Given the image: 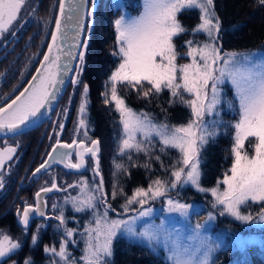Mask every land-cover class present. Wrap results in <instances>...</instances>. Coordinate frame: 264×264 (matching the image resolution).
<instances>
[{"label":"snow or ice","instance_id":"6c2138e0","mask_svg":"<svg viewBox=\"0 0 264 264\" xmlns=\"http://www.w3.org/2000/svg\"><path fill=\"white\" fill-rule=\"evenodd\" d=\"M89 2L92 7L85 13V5ZM97 3L98 0H58L59 13L55 18L51 43L47 45L48 51L43 55V61L36 69V75L32 76L29 87H25L11 103L0 106V133L20 134L30 124L47 116L53 102L60 96L68 73L73 71L72 60L78 59L80 63L74 70L76 75L72 77L71 84L83 85L78 109V131L85 129L84 136L87 137L89 89L79 76L83 72L88 41H81V34L86 27L85 14L94 17ZM259 3L264 5V0H259ZM26 4L27 0H0V39H5L8 34L15 35V29L22 26L21 11ZM109 6L119 10L113 21L118 46V51L113 55L119 56L120 63L106 83L105 103L115 102L120 112L122 132L118 152L129 161L133 153H143L149 161L153 158L161 160L160 155L154 152L158 143L160 152L175 149L179 157L171 165L170 178L158 177L147 188L135 189L132 196L125 197L121 211L117 212L108 200L100 172V141L91 140V146H87L84 141L78 144L76 140L72 144H61L57 133L56 144L48 153L49 159L33 175L58 163H63L68 169H84L87 163L85 157L88 156L92 162L93 181L89 183L82 179L77 184L68 185L78 188L79 195L67 197L65 203H71L75 212L90 210L92 219L88 221L84 232L80 233L84 238V248L77 261L68 252L69 245L77 243L74 238L77 229L67 227L63 206L54 203L52 208L58 215L51 219L59 221L56 227L63 228V236L58 249L46 246L44 251L59 257V261H53V264H110L114 240L119 236H127L135 242L146 243L152 250L162 245L168 264H215L214 254L226 245L222 240H214L206 234L207 226L216 218L211 211L204 222L196 223L187 236L180 228L169 226L165 219L157 224L146 222L145 218L153 215L150 202L160 198H166L164 211L168 214H178L185 219L198 214L194 205L171 196L172 190L190 184L198 191H211L215 197L213 208H221L219 215L227 214L244 225H264V50H258L259 56L255 52H222L219 45L221 23L215 13L213 0H141L137 15L128 14L125 11L127 6L119 0ZM197 9L201 23L192 32L206 34L208 41L201 44L186 40L187 52L180 54L174 38L188 30L180 23L178 15ZM91 27L87 25V30L91 31ZM80 47L84 50L77 52ZM185 56L190 58V62L178 64V57L183 59ZM226 83L231 85L235 96L234 101H228L229 107L238 114L239 119L231 124L234 130L231 148L233 160L230 174L225 173L223 180L218 181V186L221 183L225 186L221 192L219 187L204 189L199 181L202 149L215 140L221 127H227L219 119L222 86ZM118 85L131 88L146 100L166 89L171 96L169 103L179 100L190 110V118L186 124L170 125L157 122L149 113H137L118 95ZM206 116L212 119H205ZM59 127L63 130V124ZM246 142L252 149L251 153L245 147ZM73 145H78L75 163L71 160L72 152L61 151L71 149ZM15 151L14 147L0 150V189L5 187L2 170ZM114 164L118 172H127L123 164L115 161ZM143 166L148 168L150 164L145 163ZM53 190L67 191L66 188H59L53 179L50 187H42L36 192L34 205L25 202L23 211L17 210L19 223L25 230H28L34 217L50 219L45 213L47 201L44 196ZM118 194L123 195V189L118 190L114 184L112 199ZM253 204L260 205L255 215L247 211ZM110 212L116 213V218L111 217ZM138 222H143L139 229ZM43 227L45 225L42 222L31 235L34 245ZM20 247L19 241H13L8 235L0 233V262L8 264ZM24 264H31V258L25 260Z\"/></svg>","mask_w":264,"mask_h":264},{"label":"trees","instance_id":"16d2710c","mask_svg":"<svg viewBox=\"0 0 264 264\" xmlns=\"http://www.w3.org/2000/svg\"><path fill=\"white\" fill-rule=\"evenodd\" d=\"M125 3L131 15L138 14L141 0H125ZM213 4L215 13L221 23L219 45L222 51H247L264 48V5H261L259 0H213ZM96 11L91 45L87 50L86 57L87 81L91 90L94 111L99 103L101 105L105 101L106 83L111 73L120 63L119 56L113 55L118 50L113 21L117 18L119 10H113L108 6L103 8L102 5V8L99 7ZM178 19L188 31L174 38V43L177 51L180 54H185L187 52L186 40H192L193 38L204 40L205 38L201 34L192 32V29L201 22L197 10L184 11L178 15ZM91 46L93 48L90 50ZM109 89L110 85L108 88L110 95ZM117 91L130 107L149 113L157 122L181 125L186 124L190 118V110L179 100L172 104L169 103L171 96L166 89L147 100L127 86L118 85ZM227 95L229 101L235 100L231 88L227 87ZM94 117L98 123L96 125L97 136L102 141L104 165L108 170L107 175L110 176V190L113 191L114 184L117 185L118 190L123 189V195L118 194L115 198L117 200L110 198L112 207L120 212L118 203H124L125 197H130L135 189L139 187L147 188L152 180L158 177L162 179L170 178L171 165L176 163L179 153L175 149H170L166 153L160 152V145L157 143L154 152L156 155H160L161 160L153 158L149 161L143 153H133L132 160L129 161L126 156L121 157L118 152L122 132L118 112L112 107L111 109L102 108L100 118L97 119V115H94ZM238 119V114L232 108L224 110L222 121L227 127H221L220 134L215 140L202 149V187L211 188L216 186L218 181L223 180L225 173H229L233 160L231 148L234 142V130L231 128V124ZM245 147L251 153L252 149L247 142ZM114 161L123 164L127 172H118ZM161 161H163V167ZM145 163H149L150 167L145 168L143 166ZM166 168L169 169L168 172L165 171ZM181 196L202 202L205 199L204 195L191 188L181 191ZM259 209L260 205L253 204L247 211H251L255 215ZM252 257L253 264H264V257L255 254ZM112 264H168V262L166 261L164 249L159 248L153 251L147 245L134 243L121 237L114 242Z\"/></svg>","mask_w":264,"mask_h":264},{"label":"flooded vegetation","instance_id":"af4514ba","mask_svg":"<svg viewBox=\"0 0 264 264\" xmlns=\"http://www.w3.org/2000/svg\"><path fill=\"white\" fill-rule=\"evenodd\" d=\"M101 2L102 0L97 6L98 9L102 4ZM57 4L58 0H27V4L21 11L23 19L20 23L22 26L15 29V35L8 34L5 39H0V104L21 91L36 69L46 50ZM96 15L97 11L95 18ZM86 72L87 65L83 68L80 80L88 85V111L93 112L94 104L91 101V90ZM75 74L76 72H74V76ZM82 87V84L73 86L70 82L50 119L39 127L19 135L0 138V150L6 147L16 149L12 159L6 161L2 170L5 176V187L0 189V231L2 233L4 231V234L11 237L13 241L20 242V249L13 253L11 258L17 264L20 260L28 259L30 256L33 257L34 264H45L42 262L47 257L44 251L45 245H54L56 241H61L63 228L58 229L56 225L59 221L51 219V217L58 215V212L52 208L54 203L63 206L67 227L77 229V234L84 227L83 220L85 219H83L82 213L91 212L90 210L75 212L71 203H65L67 197L79 195L78 188L69 189L68 185L77 184L82 179L89 181V183L93 181L92 162L88 156L85 157L87 163L84 169H68L58 163L53 164L47 170L42 169L35 176L33 175L36 169L49 159L48 153L56 144L57 133L61 144H72L73 140H76L78 144L80 141H84L87 146H91V140H99L100 167L104 175L105 173L107 175L108 170H106L102 159V141L94 131L91 113L87 119V137L84 136L82 129L76 134L74 118L80 103ZM65 108L67 109L66 115H64ZM60 124H63V130L59 127ZM77 146L73 145L71 149H61V151L73 153L71 157L73 163L76 162ZM53 179L59 188H68V192L53 190L47 193L44 196L47 201L45 213L50 219L42 220L38 216L34 217L30 221L28 230H25L23 225L19 223L17 210L22 212L25 202L34 205L36 192L42 187H50ZM108 200L110 202L109 195ZM112 214L116 215V213ZM42 222L45 227L40 230L38 241L34 245L31 241V235L36 232L37 225Z\"/></svg>","mask_w":264,"mask_h":264},{"label":"rangeland","instance_id":"374dc122","mask_svg":"<svg viewBox=\"0 0 264 264\" xmlns=\"http://www.w3.org/2000/svg\"><path fill=\"white\" fill-rule=\"evenodd\" d=\"M103 1L105 3H102ZM102 2H101L102 4L100 5V7L102 8V5H103V8H106L107 6L110 7L109 5L114 3V2H116V0H102ZM119 2L121 4H123V5L126 4L125 0H119ZM112 9L116 10L115 8H112ZM125 11L128 14H130V12L128 11L127 8L125 9ZM197 11L199 12L198 9H197ZM199 16H200V12H199ZM89 23H90V19H88L87 25H89ZM93 23L95 24V16H94V19H93ZM93 29H94V26H93ZM92 32H93V30L91 32H89V33H88V30L86 32V36L85 37L87 38V41H88V47H87L86 52H85V57H86V54H87V50H88L89 46L91 45ZM197 34L203 35L205 39L204 40H200L198 38H195V39L193 38L192 40H196V42L201 43V44L208 41V37H207L206 34H204V33H197ZM50 36H51V33H50ZM50 36H49V38H50ZM48 42H49V39H48ZM92 48L93 47L91 46L90 50ZM90 50H89V52H90ZM107 50H108V46H107ZM258 50H264V48L261 47V48L255 49V50L235 51V52H240V53L255 52V53H257V56H259L260 52ZM222 52H233V51H222ZM107 56H108V53H107ZM189 62H190V58H188V57H186L184 59H179L178 58V60H177L178 64H184V63H189ZM85 65H87L86 58H85V62H84L83 68L85 67ZM80 77H81V74L79 76V79H80ZM227 87L232 89L231 85L227 84V83L222 86V88H223L222 103L219 106V111H220L219 119L220 120H222L223 111L224 110H228L230 108L229 104H228L229 98H228V95H227ZM232 91H233V89H232ZM117 93H118V91H117ZM109 98H110V95H109ZM121 98H123V97H121ZM124 101H125V104L128 107H130L125 99H124ZM80 103H81V99H80ZM80 103H79V105H80ZM79 105H78V108H77V111H76V115H75V118H74V123H75L74 126H75V129H76V134L79 133L80 130H81V129H79V131H78L79 118H80L79 117V112H78ZM110 106L118 112L119 119H120V112L117 110L115 102H109V103L106 104L105 101H103V103L101 105L99 103V105L97 106V109L95 108V111H93V112L92 111H88V108H87V119H88V115L91 113L93 115L92 118H91L92 119L91 122L93 123L94 131H95L96 134L98 133V132H96V128H97L96 125H98V123L96 122V119H95L94 115H97V119L100 118L101 109L102 108L111 109ZM130 108L133 109L137 113L142 112V111H138V110H136V109H134L132 107H130ZM87 119H86V123H87ZM205 119H212V117H207L206 116ZM82 130H83V133H84L85 129H82ZM121 130H122V126H121ZM102 153H103V148H102ZM102 159H103V162H104V156H102ZM201 164H202V161H201ZM201 164H200V181H199L200 186H201V177H202ZM101 172L103 173L102 174V176H104L103 178H105L106 173L104 175L103 170ZM109 178H110V176L106 175V178L104 179L105 180L104 181V185H105L106 192L108 193V191H109L108 195L110 196L112 191L110 190ZM106 181H107V183H106ZM215 187H219V191H221V192L225 188V186L222 183L219 184V186L217 184L216 186L211 187V188H204V187H202V188L210 190V189L215 188ZM68 188L71 189L70 187H68ZM68 188H67V192H68ZM187 188L194 189L196 192L204 195V197H205L204 202L195 200L193 198L189 199V198H186V197H182L181 196V191H183V190H185ZM130 196H132V195H130ZM171 196L174 199H178V200H180L183 203H188V204L194 205L195 212L198 213V214H192L190 216V219L182 218L178 214H168V213H166L164 211V208H165L164 200L166 198H160V199H157L156 201L150 202V206L154 210L153 211V215L150 218H145V221L146 222H155V223L158 224L161 219H165L169 223V226H173L174 225V226L180 228L182 230V233L185 236H187V235L191 234V229L195 227L196 223H198V222L199 223H203L204 222V220L207 217L208 212L211 211L215 215L216 218H215L214 221H212L207 226L206 234L211 236L214 240H222L224 245H226V247L222 246L221 249H219L214 254L213 259L215 260V264H241V263L253 264V260H252V258H253L252 255L253 254L258 255L260 257H264V225H244L240 221L235 220L234 218H232L231 216H229L227 214H225L223 216L219 215V212L221 211V208L219 206H217L216 208H213V204L215 203V197H213L211 191L201 192V191H198L195 187H193L190 184L172 190ZM110 198H112V196H110ZM114 200H117V199H114ZM118 204H119V208H120V211H121V205L124 204V203L123 202L122 203L119 202ZM129 215H135V213H129ZM110 216L113 217V218H116L115 214L111 213ZM82 217L85 220H83L84 227H83V230L80 233L84 232V228L87 226L88 221H90L92 219L91 212L82 213ZM142 226H143V222H138V225H137L138 229L140 227H142ZM0 233H2V232L0 231ZM80 233L77 234L74 237L75 240L77 241V243L70 244L69 247H68V252L71 254L72 257H75L77 259V261H79V258L82 255V250L84 248V238L80 235ZM3 234H4V231H3ZM121 237L126 238L128 241H131V242H134V243H138V244L140 243V244L146 245V243H144V242H135L133 239H130L127 236H119V237H117L114 240V242L118 238H121ZM234 237L236 239H233ZM114 242H113V255H114ZM59 244H60V241L58 240V241L55 242L54 245L48 244V245H45V247L46 246L47 247L55 246L58 249L59 248ZM159 248L163 249V246L161 245L157 249H159ZM157 249H155V250H157ZM155 250H153V251H155ZM45 254H47V257L42 260V262H44L45 264H53V261H59V257H54L50 253H46V252H45ZM113 255H112V257L109 258L110 259V264H112ZM29 258H31V264H34L35 261H34L33 257L30 256ZM25 260H27V259H25ZM25 260H20L19 264L20 263L24 264ZM12 261H15V260L8 261V264H12ZM15 264H17L16 261H15ZM61 264H62V262H61Z\"/></svg>","mask_w":264,"mask_h":264},{"label":"water","instance_id":"95a60500","mask_svg":"<svg viewBox=\"0 0 264 264\" xmlns=\"http://www.w3.org/2000/svg\"><path fill=\"white\" fill-rule=\"evenodd\" d=\"M99 3H100V0H98L97 6L99 5ZM91 7H92V6H91V3H90V2H89L88 4H86V5H85V13H87V11L91 9ZM96 9H97V7H96ZM58 13H59V6H58V4H57V11H56L55 18H56V16L58 15ZM95 13H96V10H95ZM94 16H95V15H94ZM88 19H90V23H89V25L92 26V27H91V31L93 30V26H94L93 19H94V17H89V16H87V14H85L84 24H85L86 27H85V30H84V31L82 32V34H81V41L87 39L85 36H86V32H87V22H88ZM54 29H55V19H54V22H53L52 32L54 31ZM91 31H88V33L91 32ZM52 32H51V33H52ZM49 43H51V36H50V38H49V42H48V44H49ZM48 44H47V45H48ZM82 50H84V49H83L82 47H80V48H77L76 51L79 52V51H82ZM47 51H48V48H47V46H46V50H45L44 54L47 53ZM85 52H86V51H85ZM44 54H43V55H44ZM41 61H43V56L41 57V59H40L38 65H37L36 69L40 67V62H41ZM79 63H80V62H79L78 59H74V60H72V62H71V67L73 68V71L68 73V75H67V77H66V79H65L64 87H63V89H62V91H61V93H60V96L58 97L57 101L53 102L52 110L48 113V115L45 116V117H42L41 120H40L39 122H37V123H35V124H30L27 128H25V129L23 130L22 133H26V132H29V131L34 130L35 128L39 127L40 125H42L43 123H45L46 121H48V120L50 119V117H51L52 113L54 112V110L56 109V107H57L59 101H60L61 98L63 97V95H64V93H65V91H66V89H67L69 83L71 82V79H72V77L74 76V72H75L74 70H75V68L79 65ZM36 69L34 70V72H33V74L31 75L29 81L26 83V85L23 87V89H22L21 91H23L25 87H29V82L32 80V76H33V75H36ZM21 91H19L17 94L13 95V97H11L10 99H8V100H6L5 102H3L2 104H0V106H4L6 103H11V100L15 99V97H16L17 95H19V93H20ZM22 133H20V134H22ZM16 135H19V134H16ZM11 136H15V135H13V134H11V133H9V134H7V135H5L4 133H0V138L11 137ZM99 154H100V151H99ZM99 154H98V155H99ZM99 161H100V159H99ZM59 164L62 165V166L64 167V164H63V163H59ZM100 172H101V167H100ZM101 175H102V172H101ZM97 178H98V177H97ZM98 179H99V178H98ZM104 188H105V185H104ZM105 191H106V189H105ZM42 195H43V194H42Z\"/></svg>","mask_w":264,"mask_h":264}]
</instances>
